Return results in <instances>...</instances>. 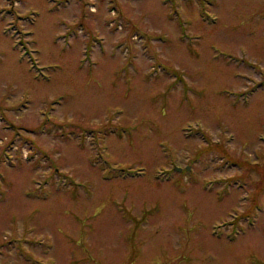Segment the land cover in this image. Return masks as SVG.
Listing matches in <instances>:
<instances>
[{"label":"rangeland","instance_id":"obj_1","mask_svg":"<svg viewBox=\"0 0 264 264\" xmlns=\"http://www.w3.org/2000/svg\"><path fill=\"white\" fill-rule=\"evenodd\" d=\"M0 264H264V0H0Z\"/></svg>","mask_w":264,"mask_h":264},{"label":"flooded vegetation","instance_id":"obj_2","mask_svg":"<svg viewBox=\"0 0 264 264\" xmlns=\"http://www.w3.org/2000/svg\"><path fill=\"white\" fill-rule=\"evenodd\" d=\"M248 217H249V215H246V214L235 216L236 219L234 218L233 221L231 220V222L228 221V224L231 225V227L241 226L243 222L241 220H239V219L240 218H245V220H246V218H248ZM251 223L253 224V221ZM216 227H220V226L216 225Z\"/></svg>","mask_w":264,"mask_h":264}]
</instances>
